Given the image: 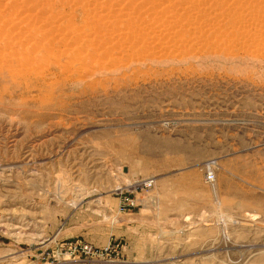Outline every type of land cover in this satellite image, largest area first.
I'll return each mask as SVG.
<instances>
[{"label": "rangeland", "instance_id": "rangeland-1", "mask_svg": "<svg viewBox=\"0 0 264 264\" xmlns=\"http://www.w3.org/2000/svg\"><path fill=\"white\" fill-rule=\"evenodd\" d=\"M0 264H264V0H0Z\"/></svg>", "mask_w": 264, "mask_h": 264}, {"label": "built area", "instance_id": "built-area-1", "mask_svg": "<svg viewBox=\"0 0 264 264\" xmlns=\"http://www.w3.org/2000/svg\"><path fill=\"white\" fill-rule=\"evenodd\" d=\"M204 180L206 182V184L211 185L213 183V175H212V171L211 169L206 170L205 172V176H204ZM124 206L121 205L120 208H123ZM109 247L104 248V251H107ZM65 253H69V255L75 256V257H79L81 255L85 256V257H89V258H100L102 257V253L103 250L101 251H97L94 250L92 246H90L89 244L86 243H78L76 246H74V248H68V252ZM57 256L62 255L61 250H58L56 253Z\"/></svg>", "mask_w": 264, "mask_h": 264}, {"label": "bare ground", "instance_id": "bare-ground-1", "mask_svg": "<svg viewBox=\"0 0 264 264\" xmlns=\"http://www.w3.org/2000/svg\"><path fill=\"white\" fill-rule=\"evenodd\" d=\"M147 3V2H146Z\"/></svg>", "mask_w": 264, "mask_h": 264}]
</instances>
